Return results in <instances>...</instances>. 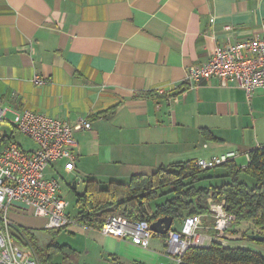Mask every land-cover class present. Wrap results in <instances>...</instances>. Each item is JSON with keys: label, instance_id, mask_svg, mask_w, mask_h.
<instances>
[{"label": "crops", "instance_id": "1", "mask_svg": "<svg viewBox=\"0 0 264 264\" xmlns=\"http://www.w3.org/2000/svg\"><path fill=\"white\" fill-rule=\"evenodd\" d=\"M255 35H264V0H0V103L91 123L74 132V169L64 161L45 169L46 177L68 176L74 196L87 179L127 183L228 150L245 157L264 144V87L250 96L216 79L190 88L185 75L216 46ZM34 75L45 84H34ZM67 215L71 222L54 234L20 204L8 212L11 229H28L39 247L52 239L71 247V263H172L158 237L141 247L86 227L77 210ZM42 231L49 235L39 245Z\"/></svg>", "mask_w": 264, "mask_h": 264}, {"label": "built area", "instance_id": "2", "mask_svg": "<svg viewBox=\"0 0 264 264\" xmlns=\"http://www.w3.org/2000/svg\"><path fill=\"white\" fill-rule=\"evenodd\" d=\"M212 79L218 80L222 87L234 83L247 96L264 87V35L216 46L208 61L186 68L185 81L190 88ZM32 82L43 85L45 79L34 75ZM157 91L164 93L163 89ZM5 123L28 138L32 147L23 148L11 141L0 150V264H39L34 253L14 242L8 212L20 204L33 215L44 218L45 229L64 228L71 222L67 215L68 202L59 194L61 178L46 177L45 169L64 161V169L72 171L76 158L74 132L89 129L91 123L83 117L70 123L43 113L13 110L0 103V124ZM238 155V151L228 150L196 159L194 163L201 170L211 169ZM245 158L248 160V152ZM79 182L77 179L73 184ZM207 208V213L187 216L179 228H170L164 234L154 233L147 220H129L118 214L109 215L99 231L129 239L141 247H147L152 237H158L166 247L171 264H182L190 247L207 246L212 241L226 242L224 237L234 222V215L225 209L223 200L208 198ZM207 216L212 221L205 226L203 218Z\"/></svg>", "mask_w": 264, "mask_h": 264}, {"label": "trees", "instance_id": "3", "mask_svg": "<svg viewBox=\"0 0 264 264\" xmlns=\"http://www.w3.org/2000/svg\"><path fill=\"white\" fill-rule=\"evenodd\" d=\"M5 125L11 129L10 134L3 133L0 126L2 147L15 141V127L9 123ZM248 155L245 167L241 168L230 160L211 168L217 169L212 173L210 169H199L194 160H187L160 166L151 174L132 175L127 183L109 181L102 186L95 179H87L83 191L75 193L77 216L83 225L96 229H100L112 214L149 223L162 216H171L174 224L187 216L207 213V199L211 198L223 200L225 209L234 215V222L224 237L226 241L247 237V231L235 228L245 222L263 236V241L257 243L264 246V144L248 151ZM241 175L250 178L249 184ZM161 198L164 200L157 202ZM61 229L50 230L57 234ZM10 231L18 243L34 250L39 264H75L71 263L74 251L68 245L52 239L39 247L28 229L19 226ZM183 263L264 264V255L248 248L212 241L207 246L190 247Z\"/></svg>", "mask_w": 264, "mask_h": 264}, {"label": "rangeland", "instance_id": "4", "mask_svg": "<svg viewBox=\"0 0 264 264\" xmlns=\"http://www.w3.org/2000/svg\"><path fill=\"white\" fill-rule=\"evenodd\" d=\"M1 126V131L3 133H7V134H10V129L11 128H8L5 124H0ZM14 140L18 141L19 143H21L25 148H30L32 147V143L31 141L26 138L25 136H23L19 131H17L16 129L14 130ZM2 149V146L0 145V150ZM245 157L242 155V156H237L234 160V162L236 163L237 166H241L243 164V162L245 163ZM214 170H217V169H210L209 172H213ZM77 178H79L80 182L78 183V189L77 190H80V188L82 187L83 185V180H82V175H78L76 177H74L75 180H77ZM241 178H243L248 184L249 182L251 181L249 177H247L246 175H241ZM70 180V178L66 175L63 174L62 178H61V181H60V188H59V194L61 196H63V198L68 202V208H69V211L73 214L76 212V207H75V196H74V192L71 191L67 186H66V181ZM82 180V181H81ZM102 186H105V184L101 183ZM164 199L161 198L158 201H163ZM236 229H240V230H245L247 231L248 233H254V229L247 223H241L239 225H237L235 227ZM49 233L48 232H39L38 234V241H39V245H41L42 243H44L46 240L43 238L44 236L45 237H48ZM64 234H61L60 233V237H59V234L56 235V240H61L62 237H63ZM42 236V237H40ZM231 236L234 238V235L231 234ZM60 242V241H59ZM18 244V243H16ZM226 245L228 246H238V247H242V248H248V249H251L253 251H256L257 253L261 254V255H264V246L257 243L256 241H253L251 239H249L248 237H243L241 238L240 240H229V241H226L225 242ZM19 245V244H18ZM23 250L25 251H28V252H31V253H35L34 250L28 246V245H25V247L23 246H20ZM30 253V254H31Z\"/></svg>", "mask_w": 264, "mask_h": 264}, {"label": "water", "instance_id": "5", "mask_svg": "<svg viewBox=\"0 0 264 264\" xmlns=\"http://www.w3.org/2000/svg\"><path fill=\"white\" fill-rule=\"evenodd\" d=\"M172 222L173 219L171 216H162L150 223V229L154 233L164 234L171 228ZM247 237L256 242L263 241V236L257 232L249 233L247 234Z\"/></svg>", "mask_w": 264, "mask_h": 264}]
</instances>
